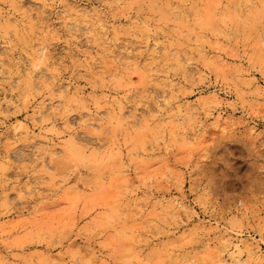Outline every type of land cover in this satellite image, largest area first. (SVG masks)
Masks as SVG:
<instances>
[{
  "label": "rangeland",
  "instance_id": "obj_1",
  "mask_svg": "<svg viewBox=\"0 0 264 264\" xmlns=\"http://www.w3.org/2000/svg\"><path fill=\"white\" fill-rule=\"evenodd\" d=\"M264 264V0H0V264Z\"/></svg>",
  "mask_w": 264,
  "mask_h": 264
},
{
  "label": "clouds",
  "instance_id": "obj_2",
  "mask_svg": "<svg viewBox=\"0 0 264 264\" xmlns=\"http://www.w3.org/2000/svg\"><path fill=\"white\" fill-rule=\"evenodd\" d=\"M76 264H80V260L79 259H77Z\"/></svg>",
  "mask_w": 264,
  "mask_h": 264
}]
</instances>
